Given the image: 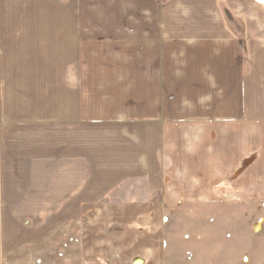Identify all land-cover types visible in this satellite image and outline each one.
Listing matches in <instances>:
<instances>
[{
  "label": "crops",
  "instance_id": "crops-1",
  "mask_svg": "<svg viewBox=\"0 0 264 264\" xmlns=\"http://www.w3.org/2000/svg\"><path fill=\"white\" fill-rule=\"evenodd\" d=\"M240 12L0 0V264H241L202 229L264 220V37Z\"/></svg>",
  "mask_w": 264,
  "mask_h": 264
},
{
  "label": "rangeland",
  "instance_id": "rangeland-1",
  "mask_svg": "<svg viewBox=\"0 0 264 264\" xmlns=\"http://www.w3.org/2000/svg\"><path fill=\"white\" fill-rule=\"evenodd\" d=\"M248 1L235 0V9L241 11L240 14L235 15L236 24H233L235 25V35L245 38L248 36L252 39L264 37V13L260 8V6H264V3L258 5L256 2V8H254ZM230 13L227 14V17L231 16ZM256 212L262 213L261 211ZM225 214L234 215L235 223L225 220L222 223L208 222L206 226L202 227L203 231H207L211 235L214 234L212 232H216V228L218 232H221L219 234H222L223 238L218 241L224 247L235 243V259H239L241 264H264V220L257 221L255 212H248L245 208L235 207V212L224 210ZM228 233H235V241L232 238L227 239L226 234ZM49 261L51 260L49 259Z\"/></svg>",
  "mask_w": 264,
  "mask_h": 264
},
{
  "label": "water",
  "instance_id": "water-1",
  "mask_svg": "<svg viewBox=\"0 0 264 264\" xmlns=\"http://www.w3.org/2000/svg\"><path fill=\"white\" fill-rule=\"evenodd\" d=\"M255 2H257L258 4H263L264 0H254Z\"/></svg>",
  "mask_w": 264,
  "mask_h": 264
}]
</instances>
